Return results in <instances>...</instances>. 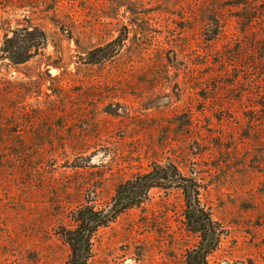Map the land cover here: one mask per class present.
Listing matches in <instances>:
<instances>
[{
	"label": "rangeland",
	"instance_id": "rangeland-1",
	"mask_svg": "<svg viewBox=\"0 0 264 264\" xmlns=\"http://www.w3.org/2000/svg\"><path fill=\"white\" fill-rule=\"evenodd\" d=\"M24 16L48 43L0 60V264H66L72 212L168 162L200 174L209 264H264V0H0L2 28ZM196 242L153 187L88 264H184Z\"/></svg>",
	"mask_w": 264,
	"mask_h": 264
},
{
	"label": "trees",
	"instance_id": "trees-1",
	"mask_svg": "<svg viewBox=\"0 0 264 264\" xmlns=\"http://www.w3.org/2000/svg\"><path fill=\"white\" fill-rule=\"evenodd\" d=\"M22 21L14 28L0 26L4 31L0 41V60H8L11 65L44 56L48 43L46 33L39 25L32 23L27 16ZM200 180L195 169L183 173L172 162L154 164L149 170L137 172L119 183L102 208L90 204L77 207L72 212L73 226L61 233L69 248L66 264H88L93 255L92 239L97 231L107 227L126 210L139 207L153 187H176L181 192L185 230L197 238L196 244L184 251V264H209L208 256L217 249L222 232L201 202V189L204 188Z\"/></svg>",
	"mask_w": 264,
	"mask_h": 264
}]
</instances>
